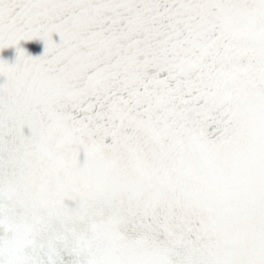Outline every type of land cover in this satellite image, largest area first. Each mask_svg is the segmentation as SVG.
Returning a JSON list of instances; mask_svg holds the SVG:
<instances>
[{
  "label": "snow or ice",
  "instance_id": "6c2138e0",
  "mask_svg": "<svg viewBox=\"0 0 264 264\" xmlns=\"http://www.w3.org/2000/svg\"><path fill=\"white\" fill-rule=\"evenodd\" d=\"M0 264H264V0H0Z\"/></svg>",
  "mask_w": 264,
  "mask_h": 264
}]
</instances>
